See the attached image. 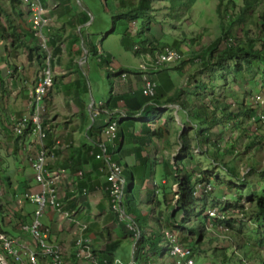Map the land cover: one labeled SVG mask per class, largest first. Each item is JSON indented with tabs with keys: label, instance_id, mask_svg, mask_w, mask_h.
Instances as JSON below:
<instances>
[{
	"label": "trees",
	"instance_id": "trees-1",
	"mask_svg": "<svg viewBox=\"0 0 264 264\" xmlns=\"http://www.w3.org/2000/svg\"><path fill=\"white\" fill-rule=\"evenodd\" d=\"M6 1H8V5L5 4V1L0 0V42L9 39L16 44L24 40L22 32L18 31L21 28L19 9L21 0ZM68 1L70 3L74 0ZM107 1L102 0L103 6L111 12L110 22L113 33L119 22L121 25H123L122 21L126 23L121 33V45L125 51L132 53L136 58L142 54L154 57L155 54L171 48L180 53L183 59L179 63L151 74L157 85L154 99L142 95L141 74L138 68L112 70V73L120 81L123 74H126L127 78L131 75L139 77L141 87L129 95L114 94L113 86L115 83L112 81L110 73L108 74L111 91L103 108L110 111L109 113L115 110L120 111L127 117L117 121L116 142L107 147V154L112 160L116 157L121 162L122 148L129 139L130 144L134 145L130 153L136 163L131 165L125 163V180L128 183L125 199L123 194L125 221H120L119 216L113 212L109 191H107L101 206V212L98 213L99 215L111 213L113 218L110 222H116L119 234V238L113 241L109 238L110 230H102L101 234L104 233L103 239L107 240L108 245L106 251L96 252L100 264H105V262L106 264L116 263V253L122 245L124 236L130 238L135 244L132 257L133 264H150L155 260L158 262L159 259H163L162 264H164V259H170L171 264H175L174 260L169 257L168 243L164 240L166 231L176 232L180 236V243L185 244L194 257L211 253V257L220 263L231 264L237 261L228 257V252L234 249L241 259L237 264H264V253L258 252L251 246V244L259 248L264 246V234L261 236L262 232H260L261 229H264V186L255 190L252 185L254 181L248 178L246 170L243 171V168L241 170L238 165H231L230 161L226 160L228 155L239 159L235 154L239 153L237 147L244 136L251 138L246 141V152L264 146V131H262L264 130V123L259 119V115L262 114L260 112L261 107L256 102L259 97L264 99V12L255 13L263 0H242L243 5L238 11V5L235 4V1L218 0L216 12L219 19L220 34L200 54H189V50L184 53L174 46L161 43V40H158L151 33L154 20L160 16L156 15L158 11L154 7L155 3L163 1L169 3L173 11L177 9L183 11V9H191L198 0H111L110 4L116 6L110 9ZM84 15L86 23L90 18L86 13ZM169 15L172 18L180 17L178 14ZM2 18L5 23H3ZM16 20H20V23L17 24ZM138 20L142 21L139 27L136 24ZM26 26L32 34V27ZM132 29L135 31L134 34H132ZM81 34L84 36L82 31ZM105 38L104 35L103 39ZM84 42L90 57L96 59L99 66L110 68L112 60L103 50L102 44L97 45L92 39V35L87 38L84 37ZM49 43L50 38L48 45ZM194 43L195 39L187 47H191ZM51 45L55 46V44ZM134 49L136 50L133 53ZM74 52H81L82 54L80 48L75 49ZM36 53L39 56L44 55L40 48H32L29 59L33 60ZM188 66H195L202 72L212 73V81L215 79L225 81L232 75L231 81L237 85L240 83H237L239 77L249 76L251 77L250 82H252L262 76V90L258 92L256 91L257 88L251 89L252 92L248 93L251 99L249 105L246 104L247 99L242 98L238 93H227L231 102H226L225 98L222 99L220 96H213L208 99L205 92L209 85L203 83H198L194 95L189 96L180 88L181 85L176 90L177 85L172 76L174 73L177 75L185 73ZM0 82H2L1 71ZM245 82L250 83L249 81ZM240 98L242 102H238ZM130 101L134 104L131 105ZM164 105H178L179 114L182 113L186 118L184 122L182 121L185 130L180 133L179 140L181 143L177 142L178 151L174 157L164 160L162 164L164 173L162 181H166L167 184L171 178L177 185L173 200L166 201L171 210L174 209L167 228L160 224L159 214H156L154 207L158 203L159 186L146 192L148 199L146 204L149 207L143 209L147 212L144 216H142L143 203L139 200V194L144 183L155 174V164L157 163L154 162L157 161V158L153 160L150 156L153 146L156 145V140L167 142L168 148L170 145L168 138L171 136L172 130L176 134L179 133V128L172 126L171 122H176L173 116L168 120L163 118L164 114H161V111ZM141 110L146 114V118L139 119L140 130L133 133L129 129L135 127L136 118L134 116ZM112 117L111 114V119ZM216 127L221 128L220 133L214 131ZM100 135L102 137L101 143H104L105 134H103V130L100 131ZM25 136L28 135L26 134L22 138ZM122 139L123 146L119 149ZM221 143H226L224 149H222ZM194 148L199 149L210 162V168L200 167V173L197 175L188 171L186 165V163L198 161L193 152ZM98 151L99 149L96 152ZM143 152H147L146 157H142ZM258 167L259 165L252 164L247 169L249 171L259 170ZM103 179L106 183L108 182L106 178ZM79 181H86L85 177ZM82 182L80 185L78 184L80 188H83ZM6 184L11 186L12 181L9 178L4 179V185ZM162 184L165 187L166 184ZM256 185L260 186V184ZM217 186L223 187L222 191L225 192L223 197L220 195L222 192L219 195H215L213 192ZM40 190V186L37 185L32 192L37 193ZM230 195H234L233 199H229L228 196ZM245 200L246 203H244ZM6 203L3 191H0V248L12 234L16 231L20 232L23 227L20 212L18 213L20 210L15 208V211H12ZM247 204L252 206L251 211ZM24 207L28 216H32L36 209L30 201H27ZM210 210H214L215 214L210 215ZM235 211L237 213L233 214ZM149 214L155 217L156 229L152 233L147 232L148 221L151 218H148ZM7 215L19 217L20 228L6 226L5 217ZM143 222L146 224L144 231ZM127 224L134 225L136 231L139 232L138 237L137 233L127 232L125 229ZM220 229L224 231H220ZM245 229H247L246 232ZM124 230L128 235L123 233ZM208 237L211 238L207 240ZM162 244H164L163 248Z\"/></svg>",
	"mask_w": 264,
	"mask_h": 264
},
{
	"label": "crops",
	"instance_id": "crops-1",
	"mask_svg": "<svg viewBox=\"0 0 264 264\" xmlns=\"http://www.w3.org/2000/svg\"><path fill=\"white\" fill-rule=\"evenodd\" d=\"M1 1H5V4L8 5V1ZM41 1L49 10L52 20L51 25L46 28V37L53 85L44 101L47 133L44 145L47 150L48 169L61 176L60 198L64 209L69 212L71 219L87 226L88 229L84 235L92 240L94 254L98 257L96 252L106 251L108 245L107 240L103 239L105 235L104 233L101 234L102 230H110L109 238L113 241L119 238V234L116 222H110L113 218L111 213L98 214L107 195L108 182L106 183L103 178L107 180L108 171L105 162L97 159L96 154L101 152L102 146L105 144L101 143L100 131L105 128L106 123L111 118L101 108L102 103L96 104L94 102L88 106V101L85 98L87 85L82 71L84 67L88 66L91 57L84 45V37L87 38L91 35L88 27L92 21L89 19L85 23L84 11L86 8L80 1L74 0L70 3L68 0ZM19 9L21 23L20 20H16V22L21 25L18 31L22 32L24 40L16 44L9 39L0 42V71L2 76V82H0V173L4 177L3 179L0 178V181L3 183L5 201H12L15 208L20 210L18 213L20 212L21 222L25 226L29 224L32 216H28L25 207H18L16 200L24 193L34 191L38 185L33 164L40 147L33 136L16 137L13 133V122L29 115V101L34 87L47 65H45L47 54L46 51L42 50L34 33L31 34L26 26L31 27V23L22 4ZM2 21L5 23L3 18ZM154 36L160 40L156 32ZM49 38L50 43L48 45ZM51 44H55V46ZM36 47L40 48L44 55L39 56L36 53L33 60H30V52L32 48ZM77 48H80L82 54L81 52H74ZM44 56L45 60L43 61ZM117 84L115 83L113 86V92L117 95H129L141 87L139 77L136 75L128 76L125 82L119 80ZM130 104L134 103L130 101ZM162 107L179 108L178 105H164ZM87 108L90 110L87 111ZM134 118H136L135 127L129 130L137 133L141 125L139 119L146 118V114L141 110L135 114ZM58 141L61 143L60 149L55 147ZM130 143L127 139L126 145H122L123 148L121 146L123 149L122 161L119 162L116 157L113 160L122 166L124 178L126 177L125 163L128 165L136 163L130 153L134 145ZM155 143L150 157L153 160L157 158L155 170L158 165L163 171L162 164L164 160H167L164 155L168 152L166 150L167 142L156 140ZM98 149L99 151L96 152ZM176 152L172 154L173 157ZM141 155L146 157L147 152H143ZM80 172L83 173L82 178L79 175ZM84 177L86 181H79V179L83 180ZM7 178L12 181L11 186L4 185V179ZM80 182H82L83 188L78 186ZM156 186L154 174L151 179L144 183L140 191L139 200L143 203L142 210L149 207L146 204V192ZM154 220L153 215L148 221V233H152L156 229V226L154 228ZM43 222L50 229L52 242L59 245L68 262L71 264H89L77 261L74 257V243L77 238L75 222L52 208L48 209ZM5 224L10 228H20V218L7 215ZM56 227L62 231L61 233L64 234L65 238H62L60 234L53 235L52 238L53 228ZM123 233L128 235L126 231ZM20 235L21 233L16 231L10 238L18 239ZM133 251L134 246L132 254ZM130 264H133L132 260Z\"/></svg>",
	"mask_w": 264,
	"mask_h": 264
},
{
	"label": "rangeland",
	"instance_id": "rangeland-1",
	"mask_svg": "<svg viewBox=\"0 0 264 264\" xmlns=\"http://www.w3.org/2000/svg\"><path fill=\"white\" fill-rule=\"evenodd\" d=\"M82 2L84 5V8H86V11H84L89 18L92 21V24L88 27V29L91 31L92 39L94 42L99 45L102 44V48L106 52L108 56H110V59L112 60L110 68L108 67H101L99 66V63L96 59H94L92 56L89 60L88 66L84 67V70L82 71V75L84 76L85 82H86V91H85V98L88 101V106L92 103H102L101 108L105 112H110L103 108V105L105 102H107L109 96L111 87L108 80V74L110 73L112 77V81L118 85L119 78L112 73V70H117L119 68H128V69H137L139 66V60L130 52H127L123 49L121 45V33L124 29V25L126 24L124 21L123 25L119 22L117 24V27L115 29V32L113 33V30H111V15L110 11L106 9L103 6L102 0H76ZM228 1V0H226ZM235 1V4H237V11L240 9V7L243 5L242 0H233ZM111 0H108L107 3L109 4V9L114 8L116 5L110 4ZM218 0H198L196 4L188 10L183 9H177L175 11L172 10L169 3L158 1L154 4V7L156 9V15H160L156 18L153 22V26L155 28L156 34L159 36L161 43L168 44L171 46L176 47L177 49H180L181 51L188 52L189 54H200L205 49L209 47V45L213 42V40L220 34V26H219V19L218 14L216 12V5ZM264 12V0L263 2L257 7L255 13ZM162 14V15H161ZM169 14L172 15H180V17H171ZM121 19V18H119ZM141 20L137 21V26L139 27L141 24ZM151 28V33L154 35V27ZM106 36L105 39H103V36ZM195 39V43L190 47L187 45L192 43V40ZM223 49V48H222ZM187 54V53H186ZM232 66V64H230ZM217 70L220 71V69L217 68ZM191 71V72H189ZM187 72V73H186ZM185 73H181L177 75L176 73L172 74L174 77V80L178 86L181 84L180 88L189 96H193L195 92V88L197 87L198 83H203L209 85L208 90L205 92L208 99L212 98L213 96H220L222 99L225 98L226 102H231L230 96L228 94H235L238 93L242 98H246V104H250V97L248 93H251V89L256 91H261V83L263 82L262 76H259L258 79L255 81L250 82L249 76L247 77H239L237 79V84H233L231 81L232 75H230L225 81L217 80L215 79L212 81L213 74H209V72H202L199 68L195 66H188ZM206 72V73H205ZM240 80V81H238ZM245 81H249L250 83H246ZM211 85H210V84ZM213 84V85H212ZM214 88H212V87ZM175 90V92H176ZM228 93V94H227ZM238 96V95H237ZM93 101V102H92ZM234 101V100H233ZM235 102V101H234ZM238 102H242V99ZM163 108V107H162ZM170 111H167L168 109ZM167 109V110H166ZM90 109L87 108V111ZM117 110H115L112 113H107L109 115V118H111V114L115 113ZM260 112L264 115V109L261 108ZM161 114H164L163 118L168 120L171 116L175 118L176 122L173 121L172 126L174 128H179V133H174L172 130L171 136L168 138V144L169 147L166 149L168 152L164 155L167 157V159H170L172 154L175 151H178L177 142L181 143L179 140V136L181 131H184L185 126L183 122L185 121V117L182 113L179 114V108L176 107H166L163 108L161 111ZM160 114V115H161ZM183 121V122H182ZM107 125V123H106ZM216 133H220L221 128L216 127L214 129ZM264 131V130H262ZM251 138L244 136V139L240 142L237 149L239 150L238 154H235V156H238L239 159H235L234 156L228 155L226 157V160L230 161L231 165H238L243 171L246 170V174L248 173V178L252 179L254 181L253 188L255 190H259L264 186V146L263 148L260 147L259 149H253L250 152L245 151V145L247 144L246 141L250 140ZM222 149H224V146H226V143L220 144ZM194 155L198 159V161H193L186 163L187 170L191 171L194 175H197L200 173L199 168H210V162L207 161V157L199 150L194 148L193 149ZM176 154V153H175ZM174 154V155H175ZM159 158H161L159 156ZM235 161V163H233ZM157 163V162H155ZM254 164L259 165V170H251L249 171L247 168L250 167V165ZM200 165V166H199ZM251 173V174H250ZM163 177L164 173L161 170V168L157 165L155 170V182L156 185L159 186L158 188V194H157V200L158 203L155 205V211L156 214H159L160 217V224L164 226V228H167L169 222L172 219V213L174 212V209L171 210V208L167 205V200H173L174 197V181L173 179H169L165 187L163 186ZM223 177V176H222ZM0 178L3 179L2 173H0ZM226 179V177H223ZM260 184V186L256 184ZM174 184V185H173ZM128 183L126 181L125 188H124V199L126 197V189H127ZM223 187L217 186L215 190L213 191L215 195H219L220 192H222L220 195H224L225 192L222 191ZM0 191H4L3 184L0 181ZM166 191V193H164ZM223 197V196H222ZM229 199H233L234 195L228 196ZM5 198V196H4ZM148 200V199H147ZM247 201L245 200L244 203ZM7 206L12 211H15V206L12 201H7ZM247 207L251 211L252 206L250 204H247ZM249 211V212H250ZM146 211H142V216L146 214ZM207 213V212H206ZM237 213V211L233 212ZM151 215H148V218H150ZM178 219H180V216H178ZM246 221V220H245ZM154 222V228H155V220ZM11 224V222H9ZM144 222H143V231L146 230L144 228ZM59 228H53V235H59L62 238H65L64 234L61 233L62 231H59ZM125 231V230H124ZM220 231H224L223 229H220ZM247 229H245V232ZM261 236L264 234V229H261ZM176 233V232H174ZM177 234V233H176ZM190 236V235H189ZM125 238L122 239V245L119 248V250L116 253V258L119 264H130L133 254L132 249L134 246L133 241L124 236ZM180 237V236H179ZM192 238V236H191ZM211 237H208L207 240H209ZM262 238V237H261ZM207 245V243H205ZM255 250H258V252L264 253V246L261 248L256 247V245L251 244ZM164 247V244H162V248ZM228 257L232 260H237L234 263L231 264H237L241 259L240 256H238V252L234 249H231L228 252ZM242 258V256H241ZM195 264H222L220 261L215 260L211 257V253H205V255H196L195 256ZM163 259H159L157 262L156 260L151 262L150 264H162ZM172 261L170 259L165 260L164 264H171Z\"/></svg>",
	"mask_w": 264,
	"mask_h": 264
},
{
	"label": "built area",
	"instance_id": "built-area-1",
	"mask_svg": "<svg viewBox=\"0 0 264 264\" xmlns=\"http://www.w3.org/2000/svg\"><path fill=\"white\" fill-rule=\"evenodd\" d=\"M21 4L29 15L35 37L39 40L42 50L46 51L47 59L45 65H47L42 71L31 95L29 101L30 113L14 120L13 133L16 137H23L27 134L36 138L40 151L33 164V169L36 182L41 190L37 193L26 192L17 198L18 207L22 208L27 201H30L35 205L36 209L29 224L20 229L21 235L19 238H8L1 246L0 264H71L65 258L59 245L52 242L50 229L43 222V218L50 208L72 220L77 226V238L74 243L75 259L89 264H100L98 257L94 254L92 240L84 235L88 229L87 226L71 219L69 212L64 209L60 198L61 176L48 169L47 150L44 145L47 138L44 100L53 85V74L49 65L50 54L47 53L46 37V28L51 25L52 21L51 16L41 0H21ZM134 33L135 31L132 29V34ZM135 50L132 52L134 53ZM137 59L139 60L138 71L141 74L142 95L146 98L154 99L157 85L153 81L151 74L161 71L167 66L179 63L183 56L175 50L167 48L155 54L154 57L142 54ZM126 79V74L121 75L122 82H125ZM256 102L264 109V99L262 97L257 98ZM112 115V119L107 122L103 129L105 144L102 146L101 152L96 154V158L104 161L107 167V191L110 193L113 212L119 216L120 221H125L123 194L126 180L123 176L122 166L114 162L107 154V147L114 145L116 142L117 121L127 116L120 111H116ZM259 119L264 123L263 114L259 115ZM60 146L61 143L58 141L55 147L60 149ZM79 175L82 178L83 173L80 172ZM163 183L166 184V181H163ZM174 190L177 191V185L174 186ZM209 214L214 215L215 211L210 210ZM125 229L127 232L137 233V237L139 236L134 225L127 224ZM179 238L176 233L170 231L164 233V240L168 243L167 248L170 252L169 257L174 260L175 264H195L193 253L185 244L180 243ZM115 264H119L118 261Z\"/></svg>",
	"mask_w": 264,
	"mask_h": 264
},
{
	"label": "water",
	"instance_id": "water-1",
	"mask_svg": "<svg viewBox=\"0 0 264 264\" xmlns=\"http://www.w3.org/2000/svg\"><path fill=\"white\" fill-rule=\"evenodd\" d=\"M185 128V126L183 127V129ZM122 144H123V139L121 140V143H120V145H119V148H121V146H122ZM128 187V186H127ZM138 235H139V232H138Z\"/></svg>",
	"mask_w": 264,
	"mask_h": 264
}]
</instances>
